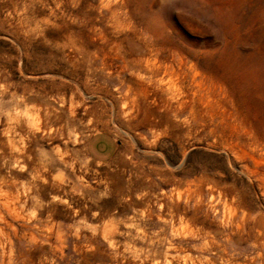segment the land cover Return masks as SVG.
<instances>
[{
  "label": "rangeland",
  "instance_id": "1",
  "mask_svg": "<svg viewBox=\"0 0 264 264\" xmlns=\"http://www.w3.org/2000/svg\"><path fill=\"white\" fill-rule=\"evenodd\" d=\"M0 264H264V0H0Z\"/></svg>",
  "mask_w": 264,
  "mask_h": 264
},
{
  "label": "crops",
  "instance_id": "2",
  "mask_svg": "<svg viewBox=\"0 0 264 264\" xmlns=\"http://www.w3.org/2000/svg\"><path fill=\"white\" fill-rule=\"evenodd\" d=\"M118 145L109 133H98L88 141V153L98 162H108L117 157Z\"/></svg>",
  "mask_w": 264,
  "mask_h": 264
}]
</instances>
